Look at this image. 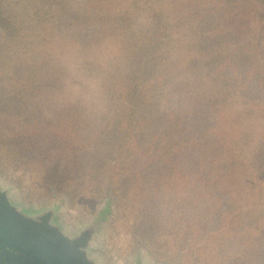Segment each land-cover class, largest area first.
Listing matches in <instances>:
<instances>
[{"label":"rangeland","instance_id":"rangeland-1","mask_svg":"<svg viewBox=\"0 0 264 264\" xmlns=\"http://www.w3.org/2000/svg\"><path fill=\"white\" fill-rule=\"evenodd\" d=\"M182 1L0 0V184L67 232L104 213L98 264H264V89L252 113L211 76V109L179 97ZM183 134L224 172L195 183Z\"/></svg>","mask_w":264,"mask_h":264},{"label":"trees","instance_id":"trees-1","mask_svg":"<svg viewBox=\"0 0 264 264\" xmlns=\"http://www.w3.org/2000/svg\"><path fill=\"white\" fill-rule=\"evenodd\" d=\"M180 4L178 24L190 22L191 35H198V41L194 39L191 46L199 52L190 62L199 88L190 93L186 86L187 90L180 87L179 97L187 96V102L192 100L196 110H201L203 105L211 109L219 97L215 90L203 91L199 86L203 77L211 76L210 81L217 89L231 85L237 97H250L253 103L248 112L252 113L259 106L258 97L264 89L260 85L264 81V0H184ZM205 58L209 59L204 61ZM201 62L205 65L199 66ZM199 135L188 138L183 134L174 146L180 144L186 149L192 170L190 178L204 185L209 183L210 173L221 175L224 169L219 170L221 164L210 160L212 147Z\"/></svg>","mask_w":264,"mask_h":264},{"label":"water","instance_id":"water-1","mask_svg":"<svg viewBox=\"0 0 264 264\" xmlns=\"http://www.w3.org/2000/svg\"><path fill=\"white\" fill-rule=\"evenodd\" d=\"M9 193L0 184V264H98L91 248L104 213L67 232L56 218L58 204L27 208Z\"/></svg>","mask_w":264,"mask_h":264}]
</instances>
